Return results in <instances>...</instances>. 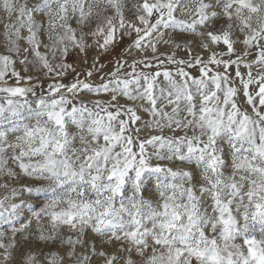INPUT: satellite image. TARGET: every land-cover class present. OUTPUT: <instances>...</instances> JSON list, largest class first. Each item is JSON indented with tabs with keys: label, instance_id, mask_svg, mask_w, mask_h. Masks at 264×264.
Instances as JSON below:
<instances>
[{
	"label": "snow or ice",
	"instance_id": "snow-or-ice-1",
	"mask_svg": "<svg viewBox=\"0 0 264 264\" xmlns=\"http://www.w3.org/2000/svg\"><path fill=\"white\" fill-rule=\"evenodd\" d=\"M0 264H264V0H0Z\"/></svg>",
	"mask_w": 264,
	"mask_h": 264
}]
</instances>
